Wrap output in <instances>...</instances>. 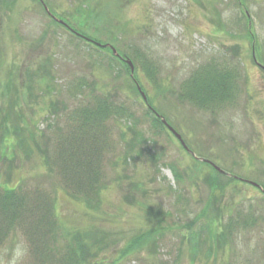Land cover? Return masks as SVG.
I'll list each match as a JSON object with an SVG mask.
<instances>
[{"label": "rangeland", "instance_id": "obj_1", "mask_svg": "<svg viewBox=\"0 0 264 264\" xmlns=\"http://www.w3.org/2000/svg\"><path fill=\"white\" fill-rule=\"evenodd\" d=\"M42 2L55 19L40 0H0V190L39 186L53 218L39 202L20 230L19 207L0 210V264H68L75 236L94 264H264V0ZM77 28L125 53L132 76ZM212 59L237 69L235 102L209 112L178 100L190 71ZM94 96L127 113L104 124L97 193L72 197L35 145L45 149ZM216 172L232 180L215 187Z\"/></svg>", "mask_w": 264, "mask_h": 264}, {"label": "trees", "instance_id": "obj_2", "mask_svg": "<svg viewBox=\"0 0 264 264\" xmlns=\"http://www.w3.org/2000/svg\"><path fill=\"white\" fill-rule=\"evenodd\" d=\"M51 14L53 13L51 12ZM51 18H54V16L52 15ZM75 31L74 33H77V35L81 34L95 41L106 43L94 37H90V35L80 31L78 28ZM75 38H77V36ZM82 39L89 47L93 45V47L95 46L99 51H110V58L112 60L123 62V60L119 56L114 55L107 46H97L84 38ZM118 53L121 56L126 55L123 52V54L121 52ZM228 65L229 63L225 61L212 59L198 68L192 69L177 92L178 100L186 101L200 110L209 112H215L223 108L225 104H233L239 93L236 83V80H239V74H237V69L234 70ZM126 69L127 72L130 73L129 67ZM112 100L113 99L110 97L94 96L93 103L90 106L80 101L78 106L69 110L71 123L66 127V131H61L58 135H54L55 138H53L51 142H47L48 145H45V149H43L40 144L36 143L35 145L41 155L42 151L44 152L42 158L47 170H53L57 173L60 183L72 197L90 199L97 193L100 187L99 181L101 179L102 167L100 165V157L105 154L111 143L109 139H106L107 127L104 124L111 118L121 117L127 113L124 106L114 104ZM149 109L151 112L153 111V109ZM10 113H12L11 108ZM161 116L165 118L163 115ZM150 117L154 125L165 128L160 117L154 116L153 114H150ZM28 142L29 141H26V143ZM24 145L25 144H23V146ZM27 146L31 150L33 149L32 145ZM24 150V152H27L26 149ZM174 176L177 179L180 178L179 174L176 172ZM214 176L215 187H223L227 183V176L225 173L220 174L216 172ZM228 180H232V178H228ZM22 182V180H19L16 182V187H4L0 190V210H2L5 215L10 213L9 208L15 209L13 205L19 207V210L15 209L17 214L13 215L12 219L18 216L20 220L16 226L18 225L20 230L25 229L23 226L25 223L22 220L25 215L31 214L32 210H35L36 207L39 208L37 212L42 210L39 202L45 204L46 208L44 209H47L50 205L45 199L48 193L44 192L39 186H36L34 189H28L24 186V182ZM46 218H53L49 207ZM33 223H38V225L34 227V224L32 226L31 222L29 224L31 226H29L30 229L33 230V227L34 230L38 229L39 218ZM47 224L51 227L49 230H52V227L55 226V223L48 219ZM9 230L10 227L7 229L6 236ZM6 236L4 234V237ZM142 240V237L140 241L139 238L132 240L124 251L128 252V250L137 248L138 245L142 243ZM73 242L74 246H71V242L66 246V260L68 264H94L96 259L94 257L97 254L91 251L90 245L79 236H75ZM34 244L35 242L32 243L33 247Z\"/></svg>", "mask_w": 264, "mask_h": 264}, {"label": "water", "instance_id": "obj_3", "mask_svg": "<svg viewBox=\"0 0 264 264\" xmlns=\"http://www.w3.org/2000/svg\"><path fill=\"white\" fill-rule=\"evenodd\" d=\"M46 8V7H45ZM62 22V21H61ZM89 41H91L92 43H94V44H96V45H102V46H105L104 44H101V43H99V42H97V41H95V40H93V39H90V38H87ZM110 46V48H111V50H112V52L114 53V54H116V55H118V53H117V51H116V49L113 47V46H111V45H109ZM119 56V55H118ZM124 61H125V63L129 66V68H130V71H131V73H133V70H134V68H133V63L129 60V59H124ZM140 89V88H139ZM142 94V97L144 98V100H146V96L144 95V93H141ZM162 121H163V123L167 126V128L176 136V138L180 141V143L187 149V147L185 146V143H184V141H183V139L181 138V136L178 134V133H176V131L166 122V120H164V119H162ZM214 167L217 169V170H219L220 171V169L217 167V166H215L214 165ZM251 184H253V185H255V186H257V187H259L256 183H254V182H250Z\"/></svg>", "mask_w": 264, "mask_h": 264}]
</instances>
